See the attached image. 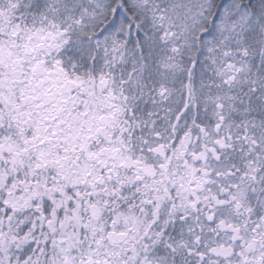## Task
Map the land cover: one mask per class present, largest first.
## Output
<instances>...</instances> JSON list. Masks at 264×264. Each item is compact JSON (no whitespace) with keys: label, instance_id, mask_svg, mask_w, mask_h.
I'll return each mask as SVG.
<instances>
[{"label":"snow or ice","instance_id":"1","mask_svg":"<svg viewBox=\"0 0 264 264\" xmlns=\"http://www.w3.org/2000/svg\"><path fill=\"white\" fill-rule=\"evenodd\" d=\"M0 264H264V0H0Z\"/></svg>","mask_w":264,"mask_h":264}]
</instances>
